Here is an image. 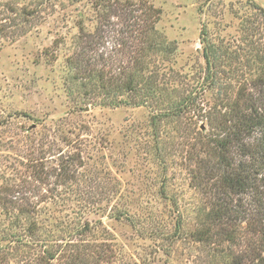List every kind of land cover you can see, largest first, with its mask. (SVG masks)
Instances as JSON below:
<instances>
[{"label": "rangeland", "instance_id": "374dc122", "mask_svg": "<svg viewBox=\"0 0 264 264\" xmlns=\"http://www.w3.org/2000/svg\"><path fill=\"white\" fill-rule=\"evenodd\" d=\"M15 1L36 13L28 31L0 41L1 193L23 186V194L38 201L42 229L86 221L94 227L92 239L111 244L113 264H224L211 244L193 239L202 203L181 165L186 120L164 126L157 147L172 155L163 166L154 158L147 106L101 105L98 97L81 102L66 92L65 59L79 26L95 27L94 0ZM144 1L161 9L157 28L176 44L173 66L187 78L204 66L203 39L230 50L249 47L251 34L264 43V0ZM71 156L82 166L74 193H65L55 175ZM34 159L44 162L49 177L38 192L29 168ZM9 229L0 208V264H15L27 252L21 245L12 252Z\"/></svg>", "mask_w": 264, "mask_h": 264}, {"label": "trees", "instance_id": "16d2710c", "mask_svg": "<svg viewBox=\"0 0 264 264\" xmlns=\"http://www.w3.org/2000/svg\"><path fill=\"white\" fill-rule=\"evenodd\" d=\"M93 7V31L79 26L74 48L65 59L67 94L81 102L98 97L97 104L112 107L147 106L154 158L162 165L172 155L157 147L164 126H170L172 120H186L189 130L183 133L181 165L202 203V220L193 239L211 244L213 256L225 258L224 264H264L261 37L254 40L251 34L249 47L239 45L232 50L203 39L204 66L187 78V73L173 66L176 44L157 28L160 8L144 0H94ZM35 13L15 0H0V41L28 31ZM44 151L40 149V153ZM73 157L61 163L55 175L56 185L69 190L65 193H74L76 173L82 166ZM29 168L38 192L48 184L44 162L34 159ZM22 187L13 184L5 194L0 190L11 250L17 251L18 245L27 250L15 264H113L111 244L106 239H92L94 227L86 221H70L64 229L56 225L55 229H42L36 221L38 201L24 195Z\"/></svg>", "mask_w": 264, "mask_h": 264}]
</instances>
